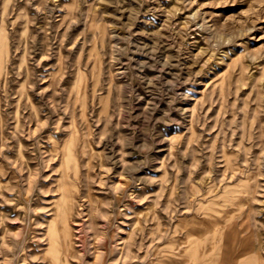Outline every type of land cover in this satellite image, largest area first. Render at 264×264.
Listing matches in <instances>:
<instances>
[{
  "label": "rangeland",
  "instance_id": "374dc122",
  "mask_svg": "<svg viewBox=\"0 0 264 264\" xmlns=\"http://www.w3.org/2000/svg\"><path fill=\"white\" fill-rule=\"evenodd\" d=\"M66 181L69 264L229 209L264 264V0H0V264H51Z\"/></svg>",
  "mask_w": 264,
  "mask_h": 264
},
{
  "label": "bare ground",
  "instance_id": "6f19581e",
  "mask_svg": "<svg viewBox=\"0 0 264 264\" xmlns=\"http://www.w3.org/2000/svg\"><path fill=\"white\" fill-rule=\"evenodd\" d=\"M78 97V91L76 92ZM66 156H70L74 163L75 176L78 177L77 160L72 150H68ZM89 150V155L93 154ZM69 154V155H68ZM90 159V158H89ZM74 188L69 182L63 184V192L59 205L56 206V216L49 227L51 264H69L67 256L74 252L73 231L70 220L75 210ZM227 219L203 220L202 227L194 226L195 220L180 219L175 228L173 239L174 256L173 264H256L257 255L252 253L258 249L259 244L252 245L239 242L238 227L233 218V210L224 212ZM226 217V216H225ZM208 220V219H207ZM200 222V221H198ZM243 223V222H241ZM248 226V225H246ZM248 228V227H247ZM57 253V256H56ZM49 255V254H48ZM50 256V255H49Z\"/></svg>",
  "mask_w": 264,
  "mask_h": 264
}]
</instances>
